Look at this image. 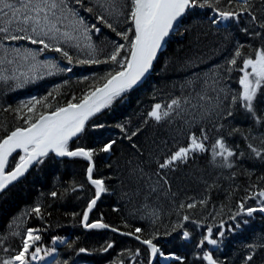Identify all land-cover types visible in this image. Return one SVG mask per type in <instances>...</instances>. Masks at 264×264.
I'll list each match as a JSON object with an SVG mask.
<instances>
[{
    "label": "trees",
    "instance_id": "1",
    "mask_svg": "<svg viewBox=\"0 0 264 264\" xmlns=\"http://www.w3.org/2000/svg\"><path fill=\"white\" fill-rule=\"evenodd\" d=\"M253 2L259 8L260 0ZM84 6L94 7V0H84ZM80 9L87 23H97L95 11L89 13ZM209 17L208 9H195L188 14L169 38L149 78L110 108L92 117L85 133L75 141V144L96 148L110 139L117 141L111 153H100L94 157V178L105 179L108 191L97 202L90 215V222L102 216L104 223L122 232L141 228L144 238L157 232L158 237L154 243L163 252H174L183 258V264H203L199 259L201 250L196 247V243L206 234L209 225L213 226L216 238L215 234L219 230L217 226L223 220L226 222L224 237L219 238L217 246L207 251H212L221 264H243V257L254 251L253 264H264V213L237 217V221H247L238 228L235 227L236 222L229 219L237 211L241 200L264 189V160L255 157L248 148L249 143L258 148L264 146L261 144L264 126L256 124L243 110L235 111L227 119H219L212 113L208 119L201 121V110L193 109L190 105H184L185 111L181 117L173 113L159 123L147 116L156 103L166 105L173 98L195 95L203 87V80L214 72H219L220 87L233 92L239 90L238 79L242 73L238 70L225 72V60L237 42L245 45V54L261 47L264 44L261 38L250 37L241 31L244 26H248L250 31L260 29L251 25L247 16L239 24L227 22L230 26L213 25ZM98 26L101 32L93 34V43L98 50L103 49L99 56L103 59L111 50L110 41H122L109 28L102 24ZM66 50L74 58H85L77 50ZM54 57L66 67H71L72 71L60 72L18 91H10L9 84L0 83V123L9 131L22 126L23 121L18 120L13 111L5 109H15L22 101L46 96L56 88H59V93L53 92L49 103L53 107L63 106L73 97L79 98L99 77L115 67L111 64L69 65L60 53L54 52ZM188 81H195L194 88L182 87ZM208 95L215 96L216 93L209 91ZM258 107L264 110V103ZM99 124L104 127H93ZM118 124L125 125L129 131L137 128L141 131L130 141L117 127ZM220 124H223V128L216 131L213 125L218 127ZM200 127L208 129L209 151L196 153L187 163L177 165L175 171L169 174L171 193L167 196L153 194L146 197L148 184L157 179L152 175L156 169L155 161L170 150L184 145L190 132L199 134ZM4 134L0 130V135ZM219 136H223L227 146L237 153L232 158L233 167L230 169L221 167L219 158L213 161L210 146ZM86 167L87 162L81 158L53 156L42 165L34 167L24 179L0 193V249L19 247L25 230L31 227L42 230L41 246L55 247V259L61 262L68 259L69 264H119L122 260L124 264H148L147 247L137 240L107 229L86 230L80 223L81 216L74 215L84 211L94 193V188L86 179ZM133 169H143L147 175L138 179L139 171L133 175ZM79 185H83V188H79ZM73 187H77V190L72 191ZM53 190L58 192L56 198L48 195ZM201 200H207V204H199ZM181 202H197V206L181 210ZM37 203L43 206V219H38L34 214H26ZM247 205L259 206L257 200L252 199L247 200ZM185 214L191 217L189 221H182ZM192 221L199 222L201 226L197 227ZM178 222H182L184 228L173 232V226ZM229 226L234 231H229ZM183 230L192 234L191 240L181 238ZM15 231L21 235H12ZM167 232L172 234L166 235ZM53 237L70 242L73 247L68 248L67 243L53 245ZM108 242L114 246L103 251ZM80 248L87 251L81 253ZM137 249L141 254L133 259L132 254ZM7 255L0 250V258H6ZM134 260L136 263H133ZM154 264L160 263L156 261ZM170 264L180 262L175 260Z\"/></svg>",
    "mask_w": 264,
    "mask_h": 264
},
{
    "label": "snow or ice",
    "instance_id": "2",
    "mask_svg": "<svg viewBox=\"0 0 264 264\" xmlns=\"http://www.w3.org/2000/svg\"><path fill=\"white\" fill-rule=\"evenodd\" d=\"M77 5L89 13L95 11L97 23H87L80 15ZM195 9H208L213 25L225 22L239 24L242 18L247 16L249 23L260 30L250 31L248 26H244L241 31L250 37H259L264 41V0H260L259 8L253 0H94V7L86 8L84 0H0V81L5 83L12 81L15 88H20L40 78L42 73L53 75L72 71L71 67H60L54 61H39L38 53H43L45 50L60 53L69 65L75 63L115 66L99 77L98 81L90 85L79 98L73 97L63 106L53 107L49 103V97L53 96V92L59 93V88H56L46 96L32 97L27 101H22L15 109H5V111H13L16 118L23 121V125L9 131L4 124L0 123V130L5 133L0 135V192L24 177L31 167L42 165L45 160L53 156L81 158L87 162L86 179L94 188V193L88 200L84 211L74 215L81 216L80 223L85 229H110L112 232H119V228L104 223L102 216L91 222L89 219L90 213L96 208L102 194L108 191L105 179L94 178L96 168L94 157L100 153H111L117 141L110 139L103 142L99 148L81 146L75 144V141L85 133L86 126L92 117L110 108L117 100L122 99L126 93L141 83L153 68V62L167 42L166 38ZM98 24L109 28L122 41H110L111 50L103 59L99 58L103 49L98 50L92 43V34L101 32ZM226 26L230 25L226 24ZM22 41L40 47L33 50L22 46H9ZM65 45L79 51L86 50L87 58L81 59L78 56L74 58L66 50ZM244 48V44L237 42L233 52L226 58L227 67L224 68L227 73L234 70L242 73L238 79L239 90L233 92L220 87L219 72H214L203 80V87L200 91H196L195 95L173 98L166 105L156 103L147 116L159 123L173 113L181 117L185 111L184 105H190L193 109L201 110V121L208 119L212 113H215L219 119H227L232 117L235 111L243 110L256 124L264 126V110L258 107L259 104L264 103V44L253 49L250 54H245ZM4 65H19L25 67L26 70L19 71L18 67H14L10 74H6L9 70L3 67ZM85 79L88 78L85 77ZM194 86L195 81H188L182 87L194 88ZM209 91L215 92L216 95L209 96ZM93 127L103 128L104 125H93ZM117 127L130 141L141 131L140 128L129 131L123 124H118ZM213 128L220 131L223 124L218 127L213 125ZM233 131H239V129ZM209 139L208 129L200 127L199 134L190 132L184 145L170 150L166 155L157 159L156 169L152 173L157 179L148 184L149 191L145 193V196L153 194L167 196L171 193L169 174L175 171L179 163H187L196 153L208 152ZM261 144L264 145V139L261 140ZM248 148L255 157L264 160V146L258 148L249 143ZM210 149L213 161L219 158L221 167L229 169L233 167L232 158L236 157L237 153L227 146L223 136L216 138ZM137 171H139L138 179H143L147 175L143 169H133L132 174L136 175ZM149 180L151 181V176ZM78 187L83 188V185ZM76 190L77 187L72 188V191ZM48 195L56 198L58 192L53 190ZM249 199L257 200L259 206H248L247 200ZM198 203L206 205L207 200H201ZM196 206L197 202L179 204L181 210L193 209ZM257 212L264 213V189L241 200L237 211L232 213L229 219L235 221V227L238 228L241 223L246 224L247 221H237V217H251ZM26 214H34L38 219H43V206L37 203ZM190 219L191 217L187 214L182 216V221ZM192 223L197 224V227L201 226L197 221H192ZM225 223L223 220L220 221L217 226L219 230L215 234L216 238H214L213 226L209 225L206 234L202 235L196 243V247L201 250L199 259L203 264H221L214 257L213 252L204 250V247L206 244L218 245L219 238L225 235ZM183 228L184 224L178 222L173 226L172 231ZM228 230L234 231V228L229 226ZM41 232L39 228L29 227L25 230L19 247L11 250L9 248L0 249L8 253L6 258H0V264H33L35 261H45L47 257H54L57 250L55 247L41 246L40 242L43 239ZM142 232L143 230L137 227L134 231L120 234L133 236L147 247L148 264H153L158 256L166 259L174 258L183 264L182 257L165 256L161 248L154 243L158 237L157 232H153L147 238L141 235ZM165 234L171 235L172 233ZM12 235L18 236L21 233L15 231ZM180 235L183 240L192 239V234L187 230H183ZM57 243H67L70 249L73 247L72 243L60 237H53L52 244ZM113 246V243L108 242L103 251H108ZM86 251L84 248L79 249L81 253ZM140 254V250L137 249L132 254L133 259ZM254 255L255 252L250 251L243 257V264H253ZM53 264H69V261L64 259L61 262L54 259ZM119 264H124V262L121 260Z\"/></svg>",
    "mask_w": 264,
    "mask_h": 264
},
{
    "label": "rangeland",
    "instance_id": "3",
    "mask_svg": "<svg viewBox=\"0 0 264 264\" xmlns=\"http://www.w3.org/2000/svg\"><path fill=\"white\" fill-rule=\"evenodd\" d=\"M78 8V7H77ZM79 9V8H78ZM80 11V10H79ZM82 14V12L80 11V15ZM83 15V14H82ZM81 15V16H82ZM9 46H22V47H26V48H31V49H33V50H35V49H38L40 46H38V45H32V44H30V43H28L27 41H22V42H19V44H15V45H9ZM65 47L66 48H68L69 46H67V45H65ZM70 48H72V47H70ZM79 51V50H78ZM86 51V50H85ZM84 51V52H85ZM82 52V51H81ZM37 59L39 60V61H41V62H43V61H54L53 60V58H52V56L50 55V50H45L43 53H38V55H37ZM54 62H56V61H54ZM56 63H58V62H56ZM59 64V63H58ZM60 65V64H59ZM3 67H5V68H7L9 71H8V73H6V74H10V72H11V69L12 68H14V67H18V70L19 71H25L26 70V68L25 67H21V66H19V65H4ZM60 67H62V65H60ZM47 74L46 73H42L41 74V76H40V78H37V79H35L34 81H38L39 79H41L42 77H44V76H46ZM34 81H32V82H34ZM7 83H10L12 86H14V82H12V81H9V82H7ZM30 83V82H29ZM26 84H28V83H26ZM26 84H24V85H26ZM41 264H53L51 261L50 262H48V261H42V263Z\"/></svg>",
    "mask_w": 264,
    "mask_h": 264
},
{
    "label": "water",
    "instance_id": "4",
    "mask_svg": "<svg viewBox=\"0 0 264 264\" xmlns=\"http://www.w3.org/2000/svg\"><path fill=\"white\" fill-rule=\"evenodd\" d=\"M168 38H169V37H168ZM168 38H166L167 41H168ZM166 43H167V42H166ZM165 45H166V44H165ZM165 45H164V47H165ZM164 47H163V48H164ZM162 50H163V49H162ZM162 50L158 53V55H157V59L153 62V66H154V64L156 63V61L159 59V56L161 55ZM152 69H153V68H152ZM152 69L150 70V72L152 71ZM149 74H150V73H149ZM149 74L146 75V77L141 81V83L144 82V81L148 78ZM141 83H140V84H141ZM15 155H16V154H14V156H15ZM10 159H11V158H10ZM34 167H35V166L31 167V168L29 169V171L25 174V176H26V175L31 171V169H33ZM25 176H24V177H25ZM24 177H21L19 180H17V181H15V182H13L12 184H10L8 187H10L11 185L17 183L18 181H20V180L23 179ZM8 187H7V188H8ZM7 188H6V189H7ZM6 189H4V190H6ZM4 190H3V191H4Z\"/></svg>",
    "mask_w": 264,
    "mask_h": 264
},
{
    "label": "bare ground",
    "instance_id": "5",
    "mask_svg": "<svg viewBox=\"0 0 264 264\" xmlns=\"http://www.w3.org/2000/svg\"><path fill=\"white\" fill-rule=\"evenodd\" d=\"M212 247V245H205V247H204V250H209V248H211ZM174 248H175V246H174ZM177 248V247H176ZM200 250V249H199Z\"/></svg>",
    "mask_w": 264,
    "mask_h": 264
}]
</instances>
